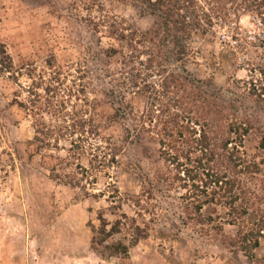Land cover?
Returning a JSON list of instances; mask_svg holds the SVG:
<instances>
[{
  "label": "rangeland",
  "instance_id": "obj_1",
  "mask_svg": "<svg viewBox=\"0 0 264 264\" xmlns=\"http://www.w3.org/2000/svg\"><path fill=\"white\" fill-rule=\"evenodd\" d=\"M195 4L192 12L199 18L206 14L210 24L185 42L182 61L165 63L167 73L179 77V91L174 86L163 94L158 67L149 73L140 69L131 87L136 80L121 61L100 56L109 46L128 55L125 43L108 38L109 20L118 29L135 26L140 31L156 21L129 1L0 0V42L14 66L13 72L0 74V264L262 263L264 237L254 260L229 244L238 241L237 233L255 231L264 209V105L249 93L250 80L264 67V25L239 0ZM53 78L63 99L36 115L31 95H41ZM110 90L115 92L111 101ZM69 91L74 94L68 101L63 95ZM191 91L200 100L189 98ZM138 92L151 93V98ZM181 97L176 126L174 109H167ZM121 112L125 119L111 120ZM79 122L85 124L82 135ZM240 123L247 133L229 132L228 125ZM35 127L49 132L39 154ZM94 130L97 134L90 133ZM202 132L216 154L211 161L210 155L202 159L211 166L208 171L196 162L202 158L195 143ZM224 143L227 148L221 149ZM178 153L185 155L176 167L171 159ZM235 164L240 165L237 171L230 166ZM252 165L259 173L244 174ZM185 169L204 178L206 172L235 178L243 188L242 193L236 190V207L246 209V215L236 219L226 204L204 205L197 213L194 206L217 189L193 195L197 192ZM67 176L70 185L58 183ZM108 208L124 214L128 227L132 221L146 227L147 237L129 257L105 262L89 244L97 213ZM109 213L104 218L111 222L115 217ZM209 215L220 230L200 223ZM130 230L123 234L129 236Z\"/></svg>",
  "mask_w": 264,
  "mask_h": 264
},
{
  "label": "trees",
  "instance_id": "obj_2",
  "mask_svg": "<svg viewBox=\"0 0 264 264\" xmlns=\"http://www.w3.org/2000/svg\"><path fill=\"white\" fill-rule=\"evenodd\" d=\"M92 1V0H89ZM95 1V0H94ZM121 1V0H120ZM131 3V6L135 8L139 13L143 15H148L154 18L153 26L146 30L140 31L135 26H128L118 29L116 22L114 19L109 20V23L106 25L108 29V38L114 40L119 45L120 43H125V49L128 50V55H126L123 51V48L116 49L113 46H109L106 49L102 48L100 52V56L104 57L105 60H108L110 63H113L114 60H120L122 64V69L130 76V79H134V85H137V79H140V69L144 70L146 73L151 72L155 67H158L156 70V76L162 77L161 84L159 85L163 94H168L169 90L176 86V94H178L179 89L177 88V83L179 77L174 74H168L165 68V63L172 64L174 62L182 61L186 54V46L185 42L190 39L192 35H196L199 32L204 31V24L209 25V18L206 14H202V17L199 18L194 14L193 8L196 7L195 0H127ZM206 1V0H203ZM210 1V0H207ZM238 0H223L225 4H231ZM243 6V8L247 7L252 10L253 14L259 17V20L262 25H264V0H239ZM123 2V1H122ZM99 23V22H98ZM101 22L98 25H102ZM139 41L138 43L136 41ZM122 45V44H121ZM167 49V50H166ZM166 51V52H165ZM170 56H173V59L170 60ZM13 64L11 62L10 56L7 54L4 45L0 42V74L2 73H11L13 72ZM258 73L257 78L250 80L249 85V93L256 98V102H260L264 105V67H260L256 70ZM142 82L146 83L147 81L142 80ZM56 84L55 78H53L49 83H45L43 93L40 95L33 94L31 95L32 106H35L36 115L41 113L44 108L48 109V106H53L54 103H57L59 99L62 101V96H60L59 91H57L54 84ZM124 85V83H122ZM43 84L37 86L35 90L38 91L42 87ZM130 87V88H131ZM146 85H144V88ZM148 89V86H147ZM155 90V89H153ZM106 93L110 96V101L113 97V90L106 91ZM143 93V94H142ZM138 92L137 95L146 99L151 98V93ZM154 93H159L156 91ZM73 91L68 92V94L63 95L68 101L73 95ZM84 90L78 92V96L82 99L84 98ZM37 96V99L35 97ZM117 96V95H116ZM150 96V97H148ZM118 97V96H117ZM79 98V99H80ZM186 98V97H185ZM189 98H193L194 101L200 100V94H196L195 91H191L189 93ZM14 103H17L14 100ZM171 107L168 108L167 111H171L174 109L172 114L173 119L172 123L178 126L177 123V109L184 105L183 97L174 98L171 100ZM39 103V106H37ZM19 108L25 110L26 106L23 103H19ZM93 109L94 106L92 105ZM127 108V106L125 105ZM264 107V106H263ZM117 116H121L122 119L126 118V114L121 112L119 115L114 114L111 116V120H114ZM81 121V120H80ZM245 124H248L249 121H241ZM81 124V130L78 133L82 135L84 133L83 128L85 126L84 122H79ZM86 123V122H85ZM92 128L94 126H91ZM229 132L232 130L238 133L240 129H242L243 133H247L246 129L242 128V123L239 125L230 124L228 125ZM36 136L34 138V143L36 144L37 154H39L45 145V140L49 138V132H45L43 129L35 127ZM91 134H97V131H90ZM179 135H181V131H177ZM195 141V138H194ZM200 147L201 157L196 160L198 164V168L205 167L208 170H211L210 165L202 164V159L206 155H210L208 161H211L216 154L214 150H212L213 144L210 143L205 132H202L199 138L195 141ZM192 145V144H191ZM227 144L224 143L221 145V149H226ZM79 146H76L78 149ZM182 152V151H181ZM183 153V152H182ZM178 153L175 155L171 161L176 164V167L179 164L176 163L178 158L184 157L185 154ZM113 153V157H114ZM112 161L114 159H111ZM230 160V159H228ZM204 165V166H202ZM232 169L236 170L237 167H240L239 164L230 165ZM205 168L202 169L205 171ZM248 169V170H247ZM51 170V169H50ZM247 171H243L244 174L251 173L252 175L258 174L259 169L255 165L250 167H246ZM237 171V170H236ZM240 171V170H238ZM184 174L186 177L192 180V188L197 192L193 194L198 196L202 193H205V190L209 187L217 189V193L210 198L205 199L207 202L199 203L194 206V209L197 213L201 210V207L204 205H221L226 204L229 210V215L235 214L236 219H242L246 215V209L239 210L236 207V203L238 201V197L236 194V190L242 193L243 188L238 184V181L235 178H230V180H225L224 175L217 174H209L206 172L202 175L204 177H200L198 172L185 169ZM71 177L67 176L66 181L58 182L62 185H70ZM52 179V178H51ZM176 179H178L176 177ZM53 180V179H52ZM57 182V180H53ZM196 181V184H194ZM215 192L212 190V193ZM111 216H114V220L108 222L104 218L103 211L97 213V221L98 225H91L92 238L89 244V249L101 260L105 262H109L111 259H124L129 257L130 251L135 247L137 242L141 239H145L147 237L146 230L147 228H140L138 225L132 221L130 235H124L123 232L130 227H128L127 217L122 214L118 215L116 212V208H108ZM258 211L260 209L258 208ZM261 212V211H260ZM200 220V218H199ZM202 224H208L212 227V229H219L214 225V220L211 215L206 218L200 220ZM237 233V240L235 243H230L231 247L237 248V250L249 259L254 260L255 254L254 251L259 246V240L264 237V209L263 212L259 215V220L257 224V228L254 231L250 229L243 234ZM261 264H264V259Z\"/></svg>",
  "mask_w": 264,
  "mask_h": 264
},
{
  "label": "built area",
  "instance_id": "obj_3",
  "mask_svg": "<svg viewBox=\"0 0 264 264\" xmlns=\"http://www.w3.org/2000/svg\"><path fill=\"white\" fill-rule=\"evenodd\" d=\"M257 25H261V24L257 23ZM262 36H263L262 39L264 41V33L262 34ZM253 39L255 40L256 38L253 37ZM232 43H233V45H236L237 41H233Z\"/></svg>",
  "mask_w": 264,
  "mask_h": 264
}]
</instances>
